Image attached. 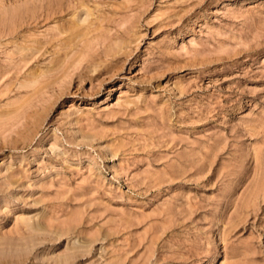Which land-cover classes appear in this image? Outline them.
<instances>
[{
    "label": "rangeland",
    "instance_id": "rangeland-1",
    "mask_svg": "<svg viewBox=\"0 0 264 264\" xmlns=\"http://www.w3.org/2000/svg\"><path fill=\"white\" fill-rule=\"evenodd\" d=\"M0 264H264V0H0Z\"/></svg>",
    "mask_w": 264,
    "mask_h": 264
},
{
    "label": "bare ground",
    "instance_id": "bare-ground-1",
    "mask_svg": "<svg viewBox=\"0 0 264 264\" xmlns=\"http://www.w3.org/2000/svg\"><path fill=\"white\" fill-rule=\"evenodd\" d=\"M25 223V222H24ZM28 225H30V223H28L27 225H26V227H28V229L30 228ZM35 226V225H34ZM26 227H25V230H26ZM33 227V226H32ZM35 228V227H34ZM20 229V228H19ZM37 229V228H36ZM27 231V230H26ZM21 232V231H20ZM25 233V232H24Z\"/></svg>",
    "mask_w": 264,
    "mask_h": 264
}]
</instances>
